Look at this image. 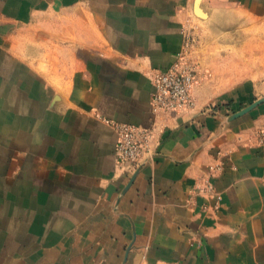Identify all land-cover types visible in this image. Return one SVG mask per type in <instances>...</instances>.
<instances>
[{"label": "crops", "instance_id": "obj_1", "mask_svg": "<svg viewBox=\"0 0 264 264\" xmlns=\"http://www.w3.org/2000/svg\"><path fill=\"white\" fill-rule=\"evenodd\" d=\"M241 14L264 0H0V264H264V72L241 67L264 23L241 45ZM201 35L194 107L154 113ZM124 123L153 130L134 169Z\"/></svg>", "mask_w": 264, "mask_h": 264}, {"label": "built area", "instance_id": "obj_2", "mask_svg": "<svg viewBox=\"0 0 264 264\" xmlns=\"http://www.w3.org/2000/svg\"><path fill=\"white\" fill-rule=\"evenodd\" d=\"M191 44L192 39L187 36L177 61L166 69L154 71L151 99L154 113L173 114L194 107L192 92L198 79L197 70L186 55ZM116 128L119 133L115 151L117 162L134 169L150 150L153 130L128 123L117 124Z\"/></svg>", "mask_w": 264, "mask_h": 264}, {"label": "rangeland", "instance_id": "obj_3", "mask_svg": "<svg viewBox=\"0 0 264 264\" xmlns=\"http://www.w3.org/2000/svg\"><path fill=\"white\" fill-rule=\"evenodd\" d=\"M237 18L240 20V24L242 25L241 26V29L238 30L239 31V38H241L242 40V44L246 43L247 41H250L252 36L254 35L255 31H253V29H248V28H245V27H250V24L251 23H256L258 25H254V27H259V25L263 22L264 23V17H251V16H247V15H237ZM240 24H239V27H240ZM216 34H225L226 31H215ZM255 37V36H254ZM203 36H198V40H197V44L195 45V49L193 50V56L191 58V61L193 63V65L196 67V70L198 72L199 70V66H200V52H199V48H202L203 44H204V40H203ZM252 41H255V39L253 38ZM193 47V46H192ZM232 46L230 45H222L221 47L220 46H217V52H221V53H229V49L231 48ZM191 49V48H190ZM215 53V51H214ZM242 65V64H241ZM198 67V68H197ZM242 68H254V69H258L259 71L263 70L264 72V60H260V61H257V60H254V62H248L246 65L244 64L243 66H241ZM214 73V71H213ZM220 74L222 73H226V72H219ZM264 75V73H263ZM209 75L207 73V77L208 78ZM205 76L202 78L204 79ZM211 78V77H210ZM213 82L215 84V86H217L218 88H228L231 83H235V81L237 79L235 78H231V77H228V76H225V75H219V76H216L214 77L213 79ZM200 81V80H199Z\"/></svg>", "mask_w": 264, "mask_h": 264}]
</instances>
